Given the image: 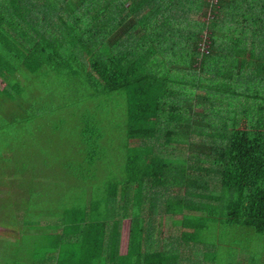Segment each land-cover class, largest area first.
<instances>
[{
    "label": "trees",
    "instance_id": "16d2710c",
    "mask_svg": "<svg viewBox=\"0 0 264 264\" xmlns=\"http://www.w3.org/2000/svg\"><path fill=\"white\" fill-rule=\"evenodd\" d=\"M219 10L228 22L215 20ZM263 39L264 0H0V96L20 94L21 67L76 65L116 95L124 133L120 170L97 187L64 163L72 199L48 200L42 186L27 206L0 205V229L15 232L0 235V264H264V107L250 104L262 98ZM88 122L81 112L77 144L91 166ZM18 159L22 169L0 172V197L27 168L44 173Z\"/></svg>",
    "mask_w": 264,
    "mask_h": 264
},
{
    "label": "rangeland",
    "instance_id": "374dc122",
    "mask_svg": "<svg viewBox=\"0 0 264 264\" xmlns=\"http://www.w3.org/2000/svg\"><path fill=\"white\" fill-rule=\"evenodd\" d=\"M32 9L38 10V8ZM203 10L195 13L193 18L204 21L208 14L204 15L207 9ZM258 16L257 13L256 18ZM255 24L260 25V22L257 20ZM219 51L220 49L217 54ZM73 69L75 73L69 70L54 72L43 66L32 74L21 67L20 72L16 73L18 75L16 78L20 80L22 86L20 94L11 99L0 96V172L6 171L4 174L12 175L22 167L18 157L26 159L28 156L33 157L32 161L39 167L33 170L44 171L42 176L37 175L35 179L30 176L33 174L30 168L26 169V175L21 176L18 173L20 175L10 182L14 192L11 190V193L7 194L5 189L0 197V205L7 199L19 201L21 197L20 202L23 206H27L29 191L31 189L41 191L42 186L49 189L48 200L53 199L56 195L54 193L58 191L66 200L72 199L74 195L68 197V194L73 190V184L69 178L62 177L65 171L61 165L64 163L77 165L80 173L88 174L90 177L88 187L93 188L119 172L121 152L124 149L123 106L119 104L114 93L98 91L97 88L89 85L84 70L76 65ZM2 86L3 82L0 80V88ZM81 112L84 118L89 120L91 137L98 138L95 140L96 156L92 155L98 160L91 166L87 165L80 155L81 146L77 144ZM39 155L46 157L48 162L46 167L43 166ZM205 165L196 163L191 166L207 170ZM52 174L56 175L55 179L52 178ZM60 178L63 185L58 187L56 181ZM67 180L69 183L64 185ZM6 185L9 187L8 181ZM3 186L0 189H3ZM128 224L129 218H126L122 223L121 248L123 249L126 246ZM14 233L9 228L0 229V235L9 238H12ZM204 235H207L208 240L213 241L212 232ZM252 250L255 248L252 247L248 252L253 254ZM221 251L225 252V249L221 248ZM257 262L262 263L259 258L254 264Z\"/></svg>",
    "mask_w": 264,
    "mask_h": 264
},
{
    "label": "crops",
    "instance_id": "0c3cea01",
    "mask_svg": "<svg viewBox=\"0 0 264 264\" xmlns=\"http://www.w3.org/2000/svg\"><path fill=\"white\" fill-rule=\"evenodd\" d=\"M244 13L247 15V16H245V17H246L247 19H249V18H250L255 12L252 11V10H245ZM227 14H229V13L227 12ZM227 14H226V12H223V11L219 10V12H218V14H217L215 20H217V22H220V21L226 20L225 18L227 17ZM239 18H240V17H239ZM241 20H242V18H241ZM224 22H228V19H227L226 21H224ZM260 24H261V23H260ZM258 28H261V26L258 25ZM216 33L218 34V32H216ZM258 43H259V45H260L259 48H262V51L264 52V39H263V40H258ZM254 44H256V42H255ZM252 45H253V44H252ZM247 46H248V47L251 46V41L248 40ZM245 79H247V78L245 77L244 80H245ZM245 81H246V83L244 84V88H246L247 85L250 84V82H249L248 79L245 80ZM254 85H255V84H254ZM232 89H233V88H231L230 91H231ZM247 90H248V93L254 94V93L251 91V87H250V85H249V87H248ZM247 90H246V91H247ZM255 93H257L258 95L261 94L262 98H259V97H256V96H255V98H257V99H255L254 101L251 99V102H252V103L250 102V104H255V105L257 106L258 110H261V107H264V82H260V83L258 84L257 90H255ZM227 98H228V97H227ZM232 101H233V98H228V103H230L231 106H232ZM236 102H237V101H235L234 104H235ZM125 220H126V218H125ZM121 239H122V233H121ZM121 243H122V240H121ZM124 250H125V249L121 248L120 252H122V251H124Z\"/></svg>",
    "mask_w": 264,
    "mask_h": 264
},
{
    "label": "built area",
    "instance_id": "2783aa9c",
    "mask_svg": "<svg viewBox=\"0 0 264 264\" xmlns=\"http://www.w3.org/2000/svg\"><path fill=\"white\" fill-rule=\"evenodd\" d=\"M202 50H204V44H202V47H201Z\"/></svg>",
    "mask_w": 264,
    "mask_h": 264
}]
</instances>
